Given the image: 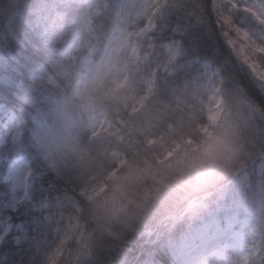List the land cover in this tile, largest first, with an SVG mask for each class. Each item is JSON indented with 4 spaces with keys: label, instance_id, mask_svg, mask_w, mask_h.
Here are the masks:
<instances>
[{
    "label": "trees",
    "instance_id": "trees-1",
    "mask_svg": "<svg viewBox=\"0 0 264 264\" xmlns=\"http://www.w3.org/2000/svg\"><path fill=\"white\" fill-rule=\"evenodd\" d=\"M39 8L0 0V35L21 27L44 58L18 98H40L65 180L20 264H93L131 233L143 264H264V174L241 167L264 92V0H62L51 27ZM116 29L124 47L98 66ZM189 31L211 49L187 50ZM220 234L231 241L199 251Z\"/></svg>",
    "mask_w": 264,
    "mask_h": 264
},
{
    "label": "snow or ice",
    "instance_id": "snow-or-ice-1",
    "mask_svg": "<svg viewBox=\"0 0 264 264\" xmlns=\"http://www.w3.org/2000/svg\"><path fill=\"white\" fill-rule=\"evenodd\" d=\"M182 39L194 54L212 47L207 36L196 31ZM33 44L21 27L0 35V252L10 264H20L28 255L53 203L65 195L64 177L47 143L42 102L35 96L23 105L18 98L22 82L44 60ZM250 107L248 150L241 167L254 178L258 171L264 174V92ZM140 245L135 233L102 242L93 252V264H143Z\"/></svg>",
    "mask_w": 264,
    "mask_h": 264
},
{
    "label": "rangeland",
    "instance_id": "rangeland-1",
    "mask_svg": "<svg viewBox=\"0 0 264 264\" xmlns=\"http://www.w3.org/2000/svg\"><path fill=\"white\" fill-rule=\"evenodd\" d=\"M124 42H125L124 33L122 31L116 29L114 31L111 39H110L109 44L107 45L104 57L102 58L101 61H99L98 66H106L110 57H112L114 54H118L123 49ZM217 103L219 104V101ZM93 122L95 124V127H94L95 130H98L101 127L103 120L101 118L98 119V117H94ZM67 126L68 125H66L59 134V136L62 137L63 139H64V136L66 134ZM230 241H231V238H227L226 235L220 234V235L212 237L211 239H208L206 242L202 243L200 245L199 251H201L202 254H206L209 251L217 249L221 244L227 243ZM190 245L196 246L194 242H192ZM196 250H198V249H196ZM190 259H191V261H193L195 259V256L191 255V257H189L186 260V264L189 263Z\"/></svg>",
    "mask_w": 264,
    "mask_h": 264
},
{
    "label": "clouds",
    "instance_id": "clouds-1",
    "mask_svg": "<svg viewBox=\"0 0 264 264\" xmlns=\"http://www.w3.org/2000/svg\"><path fill=\"white\" fill-rule=\"evenodd\" d=\"M39 3L43 21L48 27L55 26L60 21L62 0H39Z\"/></svg>",
    "mask_w": 264,
    "mask_h": 264
}]
</instances>
